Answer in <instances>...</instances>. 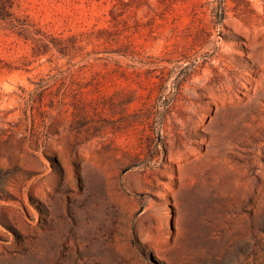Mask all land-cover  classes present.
I'll list each match as a JSON object with an SVG mask.
<instances>
[{
	"label": "rangeland",
	"instance_id": "rangeland-1",
	"mask_svg": "<svg viewBox=\"0 0 264 264\" xmlns=\"http://www.w3.org/2000/svg\"><path fill=\"white\" fill-rule=\"evenodd\" d=\"M0 264H264V0H0Z\"/></svg>",
	"mask_w": 264,
	"mask_h": 264
}]
</instances>
